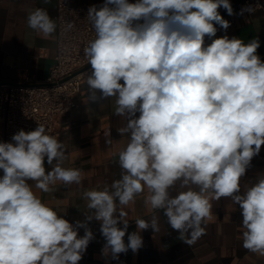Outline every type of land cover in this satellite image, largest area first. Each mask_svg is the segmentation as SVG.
<instances>
[{
    "label": "clouds",
    "instance_id": "9594fccd",
    "mask_svg": "<svg viewBox=\"0 0 264 264\" xmlns=\"http://www.w3.org/2000/svg\"><path fill=\"white\" fill-rule=\"evenodd\" d=\"M221 7L234 15L229 0H104L89 7L88 101L115 98L114 115L126 121L117 128L128 139L118 154L120 178L84 191L89 211L73 224L33 191L51 193L58 181L81 184L82 171L64 167V143L43 123L0 142V264H79L94 239L93 220L103 255L137 253L142 231H161L152 215L128 232L124 209L145 189V204L162 210L189 246L207 234L213 201L230 198L243 218L242 247L264 256V174L241 185L264 146V61L258 37L214 38L216 25L231 26ZM27 25L44 38L57 28L45 8L31 11Z\"/></svg>",
    "mask_w": 264,
    "mask_h": 264
},
{
    "label": "crops",
    "instance_id": "0c3cea01",
    "mask_svg": "<svg viewBox=\"0 0 264 264\" xmlns=\"http://www.w3.org/2000/svg\"><path fill=\"white\" fill-rule=\"evenodd\" d=\"M73 3L101 6L104 0H70ZM236 0H229L232 4ZM263 9L249 15L234 12L233 22L225 31L220 29L219 37L235 36L247 42L253 37L260 40L257 50L264 61V0ZM134 3L135 0H129ZM36 8H45L56 23V0H0V81L27 82L38 84L46 76L53 62L56 44V31L44 38L27 25V15ZM223 8L218 11L222 12ZM86 78L79 85V91L73 98L69 110L55 119L53 135L61 140L66 148V168H79L83 173L80 185H64L57 182L54 191L43 193L33 187V191L44 203L70 223L83 221L88 213L87 201L83 198L86 190L103 188L120 178L118 154L126 147L127 137H121L117 128L126 121L114 115L115 98L99 103L88 101ZM110 133V136H109ZM111 139L112 143H106ZM46 170L51 166L45 161ZM264 174V146L255 156L242 177V188L255 183L257 177ZM0 170V176H2ZM173 190L172 195H175ZM147 190L135 198L134 203L125 207L128 213V232L136 231L135 220L150 219L152 215L160 218L161 231L151 229L141 232L143 247L137 253L129 250L121 253L118 260L105 256L102 248L105 244L100 233V222L91 221L89 227L94 239L81 261L89 264H264V256L248 252L242 247V215L239 206H234L230 198L213 201V216L207 222V234L194 245L189 246L180 240L179 233L167 223L162 210L153 211L145 204ZM80 236L84 230H78ZM127 242V235L125 236Z\"/></svg>",
    "mask_w": 264,
    "mask_h": 264
},
{
    "label": "built area",
    "instance_id": "2783aa9c",
    "mask_svg": "<svg viewBox=\"0 0 264 264\" xmlns=\"http://www.w3.org/2000/svg\"><path fill=\"white\" fill-rule=\"evenodd\" d=\"M257 4L262 7L256 11L263 9L261 0H236L231 5L234 12L241 13L246 6L255 7ZM90 6L56 0L55 54L40 83L0 81V142H10L16 132L34 130L38 123H43L48 134L53 135L55 119L71 108L80 83L89 74L90 65L83 48L94 38V31L86 18ZM220 14L230 24L233 22V15L229 16L225 9ZM249 14L245 11L242 15ZM69 23L73 27L66 30ZM216 27L218 31L214 38H219L221 28ZM205 43L211 41L205 37ZM79 264L89 262L79 261Z\"/></svg>",
    "mask_w": 264,
    "mask_h": 264
}]
</instances>
